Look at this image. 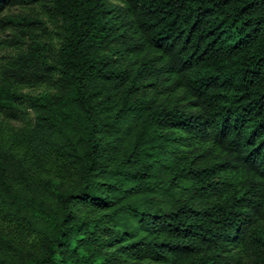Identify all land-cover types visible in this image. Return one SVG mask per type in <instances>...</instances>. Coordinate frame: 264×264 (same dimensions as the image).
<instances>
[{
    "label": "trees",
    "instance_id": "trees-1",
    "mask_svg": "<svg viewBox=\"0 0 264 264\" xmlns=\"http://www.w3.org/2000/svg\"><path fill=\"white\" fill-rule=\"evenodd\" d=\"M0 29V264H264V0H0Z\"/></svg>",
    "mask_w": 264,
    "mask_h": 264
},
{
    "label": "rangeland",
    "instance_id": "rangeland-1",
    "mask_svg": "<svg viewBox=\"0 0 264 264\" xmlns=\"http://www.w3.org/2000/svg\"><path fill=\"white\" fill-rule=\"evenodd\" d=\"M29 11L26 9H23L21 7H10L5 14H9V15H19V14H24V13H28ZM0 38L2 41H6V40H11L12 39V30L11 29H6L5 31H2L0 29ZM11 50L9 49L8 51L5 52L6 55H9V53L11 54ZM23 93H27V94H32V95H37L40 94L42 92H46L48 91V89L46 87H38V88H24Z\"/></svg>",
    "mask_w": 264,
    "mask_h": 264
}]
</instances>
